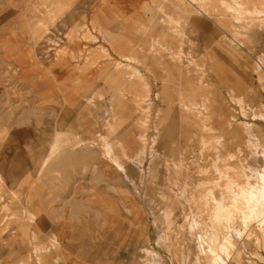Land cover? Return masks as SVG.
Listing matches in <instances>:
<instances>
[{
    "label": "rangeland",
    "instance_id": "obj_1",
    "mask_svg": "<svg viewBox=\"0 0 264 264\" xmlns=\"http://www.w3.org/2000/svg\"><path fill=\"white\" fill-rule=\"evenodd\" d=\"M182 2L0 0V264H264V0Z\"/></svg>",
    "mask_w": 264,
    "mask_h": 264
},
{
    "label": "bare ground",
    "instance_id": "obj_2",
    "mask_svg": "<svg viewBox=\"0 0 264 264\" xmlns=\"http://www.w3.org/2000/svg\"><path fill=\"white\" fill-rule=\"evenodd\" d=\"M218 172L222 173L221 171ZM222 177L228 178L226 176H221V178ZM257 177L259 180L258 183L253 184L251 180L254 176H248L247 183L244 186H238L232 180L228 181L227 179L223 184V187L226 189V194L220 200L215 198L214 190L210 188L202 198V201L204 202L202 204L204 208L202 209V212H204V214L209 213L208 208L211 203L214 202V205L217 206L216 208L214 207L215 211L213 214L215 218L218 220V217L222 216L226 217V221H229L230 216L226 215L227 211L231 207L237 208L239 202L243 201L245 208L248 210L247 213L243 214L244 217L253 218L261 215L262 218L260 219V222L264 227V174ZM0 185L2 184L0 183ZM198 217L199 216H197V218ZM197 218H193L190 225L191 231L193 232L192 234H194L199 248L196 262L200 264V262L205 259V261H209V264H227L226 260L231 258V252L235 249V244L231 240V237H226L222 243H219L215 235L212 237H204L196 234V231H199L202 227L201 221ZM238 235L240 236L241 234L238 233Z\"/></svg>",
    "mask_w": 264,
    "mask_h": 264
},
{
    "label": "crops",
    "instance_id": "obj_3",
    "mask_svg": "<svg viewBox=\"0 0 264 264\" xmlns=\"http://www.w3.org/2000/svg\"><path fill=\"white\" fill-rule=\"evenodd\" d=\"M165 1L168 2V4H169L168 10H164L168 14H170V12H173L174 10H177V12H179L180 8L183 7V5H185V3L182 2V0H165ZM190 6L193 8H197V6H195V5H190ZM18 60H19V58L16 61L18 62ZM169 83L170 82H167V85H165V87H170ZM44 165H45V162L43 163V167H41V168H44Z\"/></svg>",
    "mask_w": 264,
    "mask_h": 264
}]
</instances>
